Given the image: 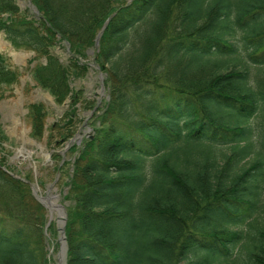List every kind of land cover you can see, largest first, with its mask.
I'll use <instances>...</instances> for the list:
<instances>
[{"label":"trees","instance_id":"trees-1","mask_svg":"<svg viewBox=\"0 0 264 264\" xmlns=\"http://www.w3.org/2000/svg\"><path fill=\"white\" fill-rule=\"evenodd\" d=\"M31 1L39 16L0 0V33L35 54L33 79L56 105L69 101L52 128L62 140H47L56 170L72 166L67 264H264V0ZM92 51L99 110L72 88ZM19 78L0 52V97ZM81 108L93 133L67 159L57 150ZM28 109L42 143L48 110ZM4 165L0 264H49L47 210Z\"/></svg>","mask_w":264,"mask_h":264},{"label":"rangeland","instance_id":"rangeland-1","mask_svg":"<svg viewBox=\"0 0 264 264\" xmlns=\"http://www.w3.org/2000/svg\"><path fill=\"white\" fill-rule=\"evenodd\" d=\"M17 3L22 12L33 16L34 13L30 9V0H18ZM0 52L7 58L8 65L20 75L19 81L14 86L6 88L3 96L0 97V122L3 136L5 137L4 141L0 143V162L4 163V166H10V169L7 167L3 168L10 175L26 182L30 189L31 183L35 184L39 189L40 196H57L58 203L65 206L68 214L71 203L65 199L69 191L66 182L72 166L70 163V166L66 167L67 175L60 174L56 170L55 167L60 160L55 161L53 159L52 148L47 146V140L50 133L54 135L53 140L59 142L62 140L61 133L64 132V128L62 130H56L57 128L52 130V128L62 124L64 115L69 107L67 105H56L52 96L34 81L32 68L35 64H30L31 59L35 56L34 53L16 50L2 32L0 33ZM54 53L61 59L62 63L68 64L66 49L57 47ZM87 62H90L89 72L84 78L73 80L72 88L76 91H83L84 99L96 103V106H98L97 110H99L105 107L108 96L106 89L102 91L101 71L95 65L93 55L90 56ZM34 103H43L48 110L47 130L45 140L42 143L37 142L31 136L32 126L28 117V108ZM82 103L84 104V101ZM91 112V110H85L84 108L79 110L81 122L73 128L75 133L73 139L78 135L81 138L79 146H81L84 138L89 137L93 133L92 124H88L92 120ZM256 122L258 123L259 120L257 119ZM75 142L77 143L78 140ZM67 144L68 142L64 143L57 151L63 157L70 159L69 149H66ZM247 161L250 162L251 160L248 159ZM46 210V226H48L52 217L50 210L47 208ZM54 217L45 232L49 264H59L61 252L58 232V217L60 216L55 212ZM49 229H52V232H49Z\"/></svg>","mask_w":264,"mask_h":264},{"label":"water","instance_id":"water-1","mask_svg":"<svg viewBox=\"0 0 264 264\" xmlns=\"http://www.w3.org/2000/svg\"><path fill=\"white\" fill-rule=\"evenodd\" d=\"M21 5L23 6V4L21 3ZM31 8L34 10V12L36 14H38V11L35 9V6L31 3ZM108 23L104 26L102 32L99 34L97 40H96V47L99 46V39L101 37V35L103 34L104 30L106 29ZM102 81L104 79V77H101ZM102 91H104V87L102 84ZM74 142V140L71 141L70 144H72ZM69 144V145H70ZM6 170V169H4ZM32 191L33 194L35 195L36 199L42 204L44 205L45 208L49 209V206L47 204H50V209L54 211H56L60 217H58V232L60 235V239L59 242L61 244V252H60V258H59V264H67V260H68V244H67V237H66V228H67V222H68V214L66 211L65 206L61 205V204H52L49 202V198L50 196L48 195V197H42L38 194V188H36V186L34 184H32ZM58 198V197H57ZM53 221V218H51V221L49 222L48 226L46 227L45 230L48 229V227L51 225V222Z\"/></svg>","mask_w":264,"mask_h":264},{"label":"bare ground","instance_id":"bare-ground-1","mask_svg":"<svg viewBox=\"0 0 264 264\" xmlns=\"http://www.w3.org/2000/svg\"><path fill=\"white\" fill-rule=\"evenodd\" d=\"M49 202L52 203V204H54V205H56V204H58V199H56L55 196H51V195H50ZM47 205L49 206V210H50L51 217H52L53 220H54V218H55V217H54V214H55L56 211L53 210V212H52V210L50 209V206H51V205H50V204H47Z\"/></svg>","mask_w":264,"mask_h":264}]
</instances>
